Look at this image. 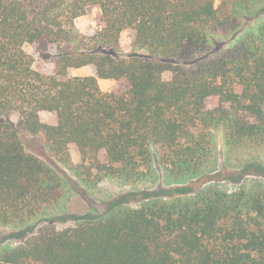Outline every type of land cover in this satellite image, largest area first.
Listing matches in <instances>:
<instances>
[{
  "label": "trees",
  "instance_id": "1",
  "mask_svg": "<svg viewBox=\"0 0 264 264\" xmlns=\"http://www.w3.org/2000/svg\"><path fill=\"white\" fill-rule=\"evenodd\" d=\"M88 8L101 26L83 35L74 20ZM259 13L264 0H0V225L23 236L0 246V264H264L258 181L129 193L61 229L66 217L51 214L64 170L88 187L138 184L156 159L171 185L201 174L212 131L228 156L264 149V15L241 32L239 21ZM124 31L131 51L119 55ZM217 33L232 42L213 51ZM26 45L55 48L51 74ZM81 68L90 74L69 75ZM263 170L244 163L239 174Z\"/></svg>",
  "mask_w": 264,
  "mask_h": 264
},
{
  "label": "rangeland",
  "instance_id": "2",
  "mask_svg": "<svg viewBox=\"0 0 264 264\" xmlns=\"http://www.w3.org/2000/svg\"><path fill=\"white\" fill-rule=\"evenodd\" d=\"M264 13H259L256 16H250L246 19H240V32L245 29L254 27ZM76 29L83 35H90L101 26V14L97 8H88L84 15L74 20ZM238 32V34L240 33ZM232 39L225 37L222 33H217L213 38V51H220L226 48ZM55 48L50 46L49 50H43L39 46H25V51L33 58V68L46 75L53 72V55ZM131 51V35L128 31H124L120 35L119 55H124ZM90 71L87 68L73 69L69 71L70 76H87ZM99 88L102 92H110L115 82L112 80H98ZM211 105H213L211 103ZM42 122H52L50 115H41ZM212 152L205 164L204 169L200 175L192 176L185 182L173 183L171 185L165 183L162 179V168L157 163L156 159L152 163L151 178L143 183L126 184L119 180L107 179L95 187H88L83 183H78L66 171L67 179L65 186H63V199L60 203L59 209L54 210L51 214L58 215V219L66 217V220L56 221L55 226L59 229L69 227L75 224V219H93L103 216L109 204L118 199H124L129 193H137L145 191L151 194L164 195L169 193V189L175 187H189L197 190L203 187V183L209 181L207 185H214L219 190L224 192H231L238 189L241 185L251 184L258 181L264 184V170L263 173H252L246 177H240L242 172V165L244 163L261 164L264 167V149L256 152H240L235 155H227L224 152L222 145V132L212 131ZM24 142L31 147L42 148V143L39 139L30 137L24 138ZM45 155V153H44ZM46 156V155H45ZM126 199V198H125ZM140 197H138V200ZM127 206L137 207L138 202L130 201ZM60 217V218H59ZM68 217V218H67ZM42 223V222H41ZM41 223L35 227L38 228ZM26 236V235H25ZM24 236V237H25ZM23 240L21 232H16L12 227H4L0 225V246L14 247Z\"/></svg>",
  "mask_w": 264,
  "mask_h": 264
}]
</instances>
